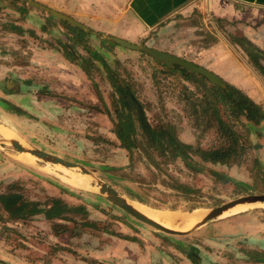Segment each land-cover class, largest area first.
Here are the masks:
<instances>
[{"label":"rangeland","instance_id":"rangeland-1","mask_svg":"<svg viewBox=\"0 0 264 264\" xmlns=\"http://www.w3.org/2000/svg\"><path fill=\"white\" fill-rule=\"evenodd\" d=\"M27 2L39 3L56 11L47 2L40 0L0 2V51L5 58L3 61L0 59V62L6 64L10 73L16 72L13 67L19 62L24 64L25 79L30 82L26 87V94L4 98L13 107L5 102L0 103V112L6 111L11 115L0 117V125L24 148L48 152L54 157L79 165L93 179L111 187L129 203L149 208L131 201L122 191V187L134 185L127 180L123 181L122 174L146 181H150V176L142 165L132 163L111 132L114 114L110 106L108 85L100 79L103 68L101 60L109 69H117L122 74L129 72L138 85L136 88L140 98L150 106L148 115L166 114L176 126L181 141L195 145L199 133L192 128L184 111V104L179 101L180 87H173L171 80L176 84L173 78L163 79L159 72L161 68L145 53L122 48L112 39L94 35L91 28H86L89 33L83 31L85 35H82L69 24L52 17L46 10L33 7ZM241 12L231 20H205L201 35L196 34L197 30L188 31L189 26L186 27L183 23L167 31L147 33L143 39L130 43L175 55L207 69L201 65L209 64L204 49L209 48L207 44L214 37L223 46L225 58L243 69L245 66L248 72H243L247 76L245 86L232 87L261 105L264 110V77L252 66L251 55L246 49L253 48L264 54V11L246 8ZM230 38L243 39L246 47L231 43ZM90 52L95 53L98 58L94 59ZM6 54L8 55L5 56ZM85 68L89 69L88 74ZM152 76L157 77L158 84ZM178 82L193 89L182 78ZM216 106L220 114L225 116L227 109L222 102L216 101ZM251 140L264 148V123L251 132ZM10 141L11 138L6 139L0 135V184L5 186L18 182L29 201L47 207L49 196L45 195L43 188L46 184L66 204L83 206L91 227L84 226V220L78 215L75 216L76 224L64 222L66 230L56 232L41 215L19 220L0 209V261L5 264H119L117 256L110 250L114 241L129 242L124 238L139 240L146 236L145 231H154L175 239V236L160 233L111 204L94 189L93 184L91 191L67 185L63 181L67 172H76V175L94 181L91 177L86 178L78 169L54 166L28 154L19 153L11 146ZM199 141L202 147H206L210 143V137H202ZM260 158L264 163V150ZM214 169L226 175L229 183L216 186L207 174H198L195 179H191L176 171L174 166L169 167L175 177L200 186L204 192L202 199L208 203L213 202L212 199L217 201L208 208H203L206 210L238 197L264 195L256 193L250 186L252 179L246 167L215 166ZM183 172L187 173L184 169ZM155 186L160 188L158 181ZM0 192L3 190L0 189ZM239 209L240 211L229 212L213 223L223 224L254 214L261 232H264V204L245 205ZM238 222L247 225L245 220ZM245 228L248 227H229L222 231L231 235L229 245L233 254L224 250L221 243L217 246L218 252L214 254L216 258L211 263L224 264L226 261L227 264H244L237 257L246 252H240L244 247L240 242L243 243L248 237L243 233ZM237 232L241 235H235ZM189 237L193 240L194 235ZM209 249L213 250L207 248ZM183 253L192 264L193 260L198 259L194 251L185 250Z\"/></svg>","mask_w":264,"mask_h":264},{"label":"trees","instance_id":"trees-1","mask_svg":"<svg viewBox=\"0 0 264 264\" xmlns=\"http://www.w3.org/2000/svg\"><path fill=\"white\" fill-rule=\"evenodd\" d=\"M18 1L23 0H10ZM77 31L85 35L82 30ZM211 40L207 47L217 42L214 37ZM230 42L242 46L245 41L230 38ZM63 48L68 50L66 46ZM246 49L251 55L252 66L264 77V54L253 48ZM90 54L94 59L98 58L95 53ZM101 64L103 68L100 79L108 85L110 106L114 114L111 132L132 163L142 165L150 176V181H146L122 174L123 181L134 184L122 187L124 195L131 201L155 210L183 212L208 208L217 203L215 199L210 203L202 199L204 192L201 187L175 177L169 171L170 166L191 179H195L198 174H207L216 186L227 184L230 180L216 171L215 166L246 167L252 179V189L256 193H264V170L258 159L260 146L252 142L250 128L264 123V110L261 105L230 85L222 89L212 85L204 77L180 67H163L159 71L160 75L163 79L170 77L176 81V84L173 80L171 83L175 89L180 87L179 101L184 104V111L192 128L199 133L195 145L186 144L181 141L176 126L166 114L148 115L150 106L140 98L136 88L138 85L129 72L122 74L117 69H109L102 60ZM85 71L89 73L88 68ZM179 77L190 83L193 89L180 84ZM152 78L156 84L159 83L156 76ZM216 101L222 102L226 107L225 116L220 114ZM205 136L210 137V143L202 147L199 140ZM156 181L160 188L155 186ZM3 189L0 192V209L16 219L27 220L31 216L41 215L50 222L54 231L60 232L66 230L64 222L76 224L75 216L79 215L84 220V226L91 227L87 221L88 213L83 206L68 205L60 198H49L48 206L43 207L41 203L29 201L23 195L25 191L18 182L6 185ZM257 258H264V252H256L250 261Z\"/></svg>","mask_w":264,"mask_h":264},{"label":"crops","instance_id":"crops-1","mask_svg":"<svg viewBox=\"0 0 264 264\" xmlns=\"http://www.w3.org/2000/svg\"><path fill=\"white\" fill-rule=\"evenodd\" d=\"M41 1L47 2L49 7L74 19L85 28H91L94 30V35H102L105 39L117 38L129 43L143 39L147 33H152L156 30L167 31L168 29L176 27L177 24L183 23H185L186 27L189 26L188 31L195 32L197 30L196 34L201 35L205 20L211 22L213 19L231 20L237 17L238 14H241V11L246 8L264 11V0ZM222 48L223 46L219 45L217 41L214 45L204 49V52H207L204 54H207L209 64L206 66V64L201 63V65L227 81L231 86L236 88L245 86L244 81H247V76L244 73H248L245 66L243 69V67H238L236 63L234 64L225 58V51ZM7 70L9 69L7 68ZM3 115L11 116L6 111L0 112L1 118ZM1 127L7 130L4 126ZM250 128L253 131L256 127L253 126ZM12 140L17 141L11 135ZM263 150L264 148L260 146L258 159L262 167L264 163L260 158V154ZM33 158L35 157L33 156ZM44 168L47 170L46 167ZM45 185H43L44 193L49 196L48 198H60V195L55 193L53 188ZM0 186V189L4 190L3 187L6 185L0 184ZM254 217H256L254 214H248L236 221L230 220L223 224L213 223L217 221L214 220L187 235L175 236V239H169L154 231L144 230L146 232L144 238L139 240L128 238L124 240L129 242L124 243L114 241L111 244L110 250H112L114 256H117L116 259L119 264H192L188 257H185L183 253L185 250L194 251L198 256V259L193 260V264H200L201 262L203 264H216V262H211L215 260L216 256L214 254L218 252L217 246L221 243L224 245V250L229 254H233L230 251L232 249L229 245L231 235L222 231L229 227H248L243 230V233L248 235L246 241L243 243L240 242V245L244 246L240 252H244L245 250L246 252H244L243 256L237 258H241L244 264H264V258H257L255 261H250V258L254 257L256 252H264V232H261L258 221ZM240 220H245L247 225H243L242 222L239 223L238 221ZM233 232H235V229ZM193 235L194 238L192 240V237L189 236ZM235 235L240 236L241 234L237 232ZM118 246L120 247L117 249ZM207 248H213V250H207ZM224 264H227V262L225 261Z\"/></svg>","mask_w":264,"mask_h":264},{"label":"water","instance_id":"water-1","mask_svg":"<svg viewBox=\"0 0 264 264\" xmlns=\"http://www.w3.org/2000/svg\"><path fill=\"white\" fill-rule=\"evenodd\" d=\"M4 0H0L2 2ZM29 5L36 7V8H42L46 10L52 17L59 19L60 21L66 22L70 26H72L75 29H79L82 31H87L86 28L75 21L74 19L63 15L61 13H58L56 11H53L51 9H48L46 7H43L42 5L35 3V2H27ZM112 39L115 43H117L120 47L131 50V51H136V52H141L145 53L148 55L151 60L159 66L161 69L163 67L167 68H172L174 66L180 67L184 70H186L189 73L196 74L199 76L204 77L209 83H211L214 86L220 87V88H225L226 83L216 74L210 72L209 70L198 66L190 61H187L185 59H182L180 57H177L175 55L155 50L152 48L148 47H141L132 43H129L127 41L117 39V38H110ZM11 146L18 152L20 153H26L28 155L34 156L36 159L44 162H48L54 165L62 166L66 169H78L86 178H90V174L88 171H86L84 168L80 167L79 165H76L74 163H70L67 161H64L62 159H59L57 157H54L52 155H48L46 153L37 151V150H29L25 149L21 144H19L17 141L12 140L10 141ZM92 178V177H91ZM93 179V178H92ZM91 182L94 186V189L102 195L107 201H109L111 204L116 206L117 208L121 209L131 217L135 218L136 220L140 221L141 223L150 226L151 228L155 229L156 231L170 235V236H183L187 235L197 228L203 226L204 224L218 220L221 218L225 213L230 212L234 208H236L239 205H256V204H264V195H247V196H242L238 197L232 201H229L227 203H224L220 206L211 208L207 210V213L205 214L204 218L201 220L200 223H198L196 226H194L192 229L189 231L183 232V231H175L172 229H167L165 227H162L161 225L157 224L156 222L152 221L151 219L147 218L140 212H138L132 205L131 203L128 202L126 198L121 196L117 191L112 189L111 187L107 186L106 184L96 181ZM155 210V209H154ZM0 264H5L4 262L0 261Z\"/></svg>","mask_w":264,"mask_h":264},{"label":"bare ground","instance_id":"bare-ground-1","mask_svg":"<svg viewBox=\"0 0 264 264\" xmlns=\"http://www.w3.org/2000/svg\"><path fill=\"white\" fill-rule=\"evenodd\" d=\"M0 135L6 139L11 138V134L7 130H4L2 127H0ZM75 173L67 172L63 181L72 188L82 191H91V189L93 188L91 181L88 179H84L80 177V175L78 176ZM245 205L249 206L248 204ZM245 205H239L230 212L233 211L235 213L237 211H240L239 208ZM133 207L138 212L151 219L152 221L156 222L157 224L161 225L162 227L183 232L189 231L198 223H200L201 220L204 218L205 214L207 213L206 209H196L191 212L181 213L177 211L149 209L140 205L137 206V204H134ZM226 214L227 213H225L224 215Z\"/></svg>","mask_w":264,"mask_h":264},{"label":"flooded vegetation","instance_id":"flooded-vegetation-1","mask_svg":"<svg viewBox=\"0 0 264 264\" xmlns=\"http://www.w3.org/2000/svg\"><path fill=\"white\" fill-rule=\"evenodd\" d=\"M85 32V31H84ZM88 33V31H86ZM0 45H2L0 43ZM3 52L0 51V59L3 61ZM24 54V53H23ZM6 54L5 56H7ZM0 62V91L2 95H0V103H7L10 107H13L8 99H4L5 97H19L23 94H26L28 90H26V87L30 82L26 80V70L25 66L22 63H18L16 67H13V69L16 70V72H11L9 70L6 71L8 68L5 63ZM9 69V68H8ZM33 72L37 73L33 70ZM4 75H3V74ZM38 74V73H37ZM29 86V85H28ZM169 211V210H168Z\"/></svg>","mask_w":264,"mask_h":264}]
</instances>
